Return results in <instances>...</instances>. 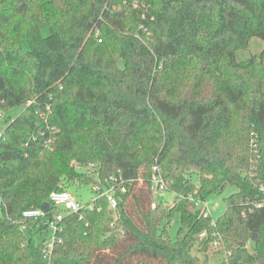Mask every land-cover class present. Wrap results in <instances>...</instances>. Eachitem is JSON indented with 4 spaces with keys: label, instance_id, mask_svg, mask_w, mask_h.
Here are the masks:
<instances>
[{
    "label": "trees",
    "instance_id": "1",
    "mask_svg": "<svg viewBox=\"0 0 264 264\" xmlns=\"http://www.w3.org/2000/svg\"><path fill=\"white\" fill-rule=\"evenodd\" d=\"M252 37L264 0H0V110L25 105L0 137V264H208L204 230L221 234V264H264V49L234 56ZM46 106L49 148L34 139ZM88 163L123 181L114 212L98 197L22 217L52 191L92 189ZM155 164L172 204L152 199ZM229 186L215 225L189 209Z\"/></svg>",
    "mask_w": 264,
    "mask_h": 264
},
{
    "label": "built area",
    "instance_id": "2",
    "mask_svg": "<svg viewBox=\"0 0 264 264\" xmlns=\"http://www.w3.org/2000/svg\"><path fill=\"white\" fill-rule=\"evenodd\" d=\"M133 7L137 6V2H134ZM2 111V110H0ZM50 106H46L44 111H37L39 117L44 120L45 122V128L44 129H38L36 131V135L34 139H40L42 145L45 148L51 147V145L54 142L55 134L57 129L53 125H49L47 122V117L50 114ZM0 119L4 120V116L0 113ZM5 127V126H4ZM4 129V128H3ZM2 131L0 132V137L2 135ZM76 166L79 169H82L88 173H90L95 183L92 185V190L95 192V197L93 200H95L98 197H103L107 201L108 208L114 212L117 205H118V198L114 196L113 190L116 186H119L121 191L125 190V186L122 184L123 181L119 180L117 177L113 175H109L107 178L104 179L105 184L102 183L101 179L99 178V171L98 166L94 163H88L87 165H77ZM150 190L153 194L161 193L163 191H166V183L165 179L163 177V174L161 172L160 167L155 164L151 168V177H150ZM189 209L193 211H197L198 215L200 217L206 218L210 217L208 212V207L206 201H203L199 198H193L189 197ZM48 204L49 207L51 205L56 207H62L64 210H66V213H73L77 212L80 209L86 207L90 208V205L81 204L79 203L71 193H69L66 190H58V191H52L48 196ZM99 210V209H98ZM1 212V209H0ZM47 212H44L41 208L38 209H27L22 212L23 218H39L46 214ZM65 214L63 213H57L53 214L52 217L48 220V230L50 233L49 240L44 244L42 248L43 257L45 259H49L50 255L53 251V247L55 242H60V240L57 238V234L61 232L62 230V221L64 220ZM212 225H215L214 220L212 221ZM197 245L201 247V245L208 242V246L213 249H222L223 243H222V236L217 231H213L210 234L207 231H201L196 236ZM248 245V243H247Z\"/></svg>",
    "mask_w": 264,
    "mask_h": 264
},
{
    "label": "rangeland",
    "instance_id": "3",
    "mask_svg": "<svg viewBox=\"0 0 264 264\" xmlns=\"http://www.w3.org/2000/svg\"><path fill=\"white\" fill-rule=\"evenodd\" d=\"M264 49V40L258 37L250 38L248 46L245 49H239L235 51V59L237 61H245L251 58L252 56H257ZM25 108L24 104L15 106L7 111H0L4 117L13 118L21 113ZM5 126V121L0 119V132ZM193 181L197 182L198 175L196 172L191 174ZM69 193L81 204H85L95 197L94 191L90 186L83 184H76L67 189ZM236 187L229 186L223 193L217 195H211L206 200L208 212L211 219L216 220L225 210L224 198L230 195L231 193L236 192ZM153 201H162L167 204H172L174 201V194L169 191H163L161 193L154 194L152 196ZM180 227V214L175 213L171 219L169 225L166 226V234L171 238L175 239L177 236V231ZM197 247V245H196ZM196 253V251H194ZM205 253V254H204ZM200 258L206 259L208 264H221L219 259L223 255L222 249H213L209 246H206V250H200L196 253Z\"/></svg>",
    "mask_w": 264,
    "mask_h": 264
},
{
    "label": "water",
    "instance_id": "4",
    "mask_svg": "<svg viewBox=\"0 0 264 264\" xmlns=\"http://www.w3.org/2000/svg\"><path fill=\"white\" fill-rule=\"evenodd\" d=\"M41 209L44 211V212H48V210H49V204L47 203V202H45V203H43L42 205H41ZM256 234H253L252 236H251V240L252 241H254L255 239H256Z\"/></svg>",
    "mask_w": 264,
    "mask_h": 264
}]
</instances>
